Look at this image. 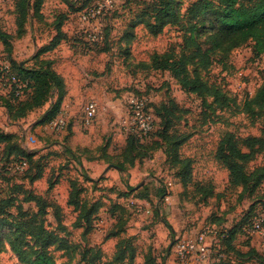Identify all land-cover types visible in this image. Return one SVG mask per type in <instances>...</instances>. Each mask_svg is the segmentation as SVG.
<instances>
[{
    "label": "rangeland",
    "instance_id": "rangeland-1",
    "mask_svg": "<svg viewBox=\"0 0 264 264\" xmlns=\"http://www.w3.org/2000/svg\"><path fill=\"white\" fill-rule=\"evenodd\" d=\"M16 1L0 0V30L10 34L8 44L0 38V130L14 132L12 144L28 151L30 159L20 169L0 160V195L13 199L8 207L12 220L0 226V264H29L39 250L40 241L15 220L30 214L56 234L45 246L56 264H264L262 238L247 225L264 212V179L230 182L218 157L220 142L231 134L238 147L251 152L240 161L246 173L264 162V107L244 108V98L264 82V54L254 56L251 42L245 41L223 62L214 52L204 67V57L193 56L186 23L165 25L156 35L146 22L130 25L153 0H42L38 11L37 0H28L18 34ZM172 1L184 17L193 0ZM96 7H101L96 17H80L84 9ZM60 20L65 37L50 55L76 57L86 71L61 64L73 77L58 112L65 125L52 130L50 119L38 120L54 97L23 117L9 115L4 98L14 105L17 98L4 67L20 72L19 64L38 65L36 46L56 35ZM208 32L201 30L197 40ZM104 46L105 52L97 50ZM168 51L185 53L188 67H197L206 84L223 92L227 105L214 102L210 91L198 96L185 90L168 70L151 66L153 53ZM22 91L18 98L28 95L26 88ZM131 94L145 100L154 131L135 146L128 139L126 147ZM88 100L98 105L90 119L83 112ZM109 161L122 162L125 169ZM70 198L85 201V213L78 217L79 207ZM231 228L237 231L228 240ZM200 232H206L208 257L179 258L176 243ZM252 247L261 256L248 251Z\"/></svg>",
    "mask_w": 264,
    "mask_h": 264
},
{
    "label": "trees",
    "instance_id": "trees-1",
    "mask_svg": "<svg viewBox=\"0 0 264 264\" xmlns=\"http://www.w3.org/2000/svg\"><path fill=\"white\" fill-rule=\"evenodd\" d=\"M41 1L42 0L36 1V11H38L37 9ZM28 5H30L28 0L16 1V24L18 34L23 32V24L27 15ZM140 21L147 23L148 30L153 35L160 33L165 25L182 22L186 23L189 31L188 40L191 44L195 45L192 51L193 56L199 58L204 57L202 62L204 67L211 62V54L214 52L217 51L219 53V59L223 62L228 56L229 50L245 41L251 42V51L254 56L264 54V0H193L186 10L184 17L179 16L177 5H175L172 0H153L146 4L139 17L136 19V22L130 25L133 26V24ZM60 26L61 20L56 27V35L52 37L50 41L42 44L34 54V58L39 55L38 65L26 67L19 64L18 69L21 73L23 72V74L15 71L13 67L10 68L14 74L26 81V85L20 89L19 93H15V90L13 91L14 98H17V103L15 105L13 104V100L4 98L8 113L9 115L11 114L12 117H23L27 111L41 107L47 101H50L52 97H54L53 100L41 114L38 122L41 123L52 119L59 114L61 101L66 92L65 82L60 73L52 67L53 60L49 57L40 55L54 49L59 44L60 40L65 37ZM201 30H210V32H208L207 36L202 41H198L197 35L200 34ZM9 36V33L0 30V38L3 40L4 44H8L7 37ZM202 42L207 44L205 48H202ZM97 50L105 52L108 48L104 46ZM151 66L156 69L168 70L184 89L189 92H194L198 96H201L204 91H210L214 97V102L222 105H227L228 103V100H226L227 96L223 92L214 86L206 84V82L201 79L197 67L194 66L192 69L188 67L185 53L180 55H175L171 51L161 54L153 53L151 57ZM23 88H26L28 95L25 98H18L22 95ZM251 106L258 108L264 107V82L259 85L253 93L244 98V108ZM153 131L154 125L153 129L147 134L149 135ZM14 135V132L0 130V144L3 143L2 148H0V160L3 158L5 163L9 166H11L10 163L12 161L24 160L26 165L23 168H27L30 159L28 156L29 152L16 144H12ZM127 137L126 147L129 145V140L131 141L130 145L135 146L134 143H138L145 135L138 137L136 134L129 132ZM228 137V139H223L220 142L218 157L221 158L229 171L230 182L243 183L250 176L255 177V184L262 182L264 179V162L255 170L246 173L240 161L247 160L251 152L249 149L242 150L238 147L234 139H232L231 134H229ZM256 139L255 137H251V141ZM246 141H249V139ZM227 147H230V149L226 150ZM65 151L80 162L78 157L75 158L74 152L70 147L66 146ZM108 163L117 165L121 170L125 169V165H123L122 162L109 161ZM38 175L39 174L34 177L36 178ZM69 202L73 204L75 208L79 207L78 217L80 214L85 213L83 210L85 201L79 203L74 198H70ZM12 203V197L0 195V226L12 220V214L8 210V207ZM96 209L97 206L95 204L86 212L87 218H89ZM26 219L27 220L23 218L15 220H17L19 227L27 230L29 234L40 241L39 250L34 253L33 257L27 259L28 263L56 264L53 256L45 248L47 240L56 237V234L47 229L40 220H37L34 214L26 216ZM236 231L237 229L235 228H231L228 231V240L233 239ZM14 248L19 250L23 257V251L18 248L17 245H14ZM249 249L251 250L248 251H253L261 256L257 250H253V247ZM125 251L126 250H121L122 253ZM78 264L91 263L80 261ZM147 264H149V262Z\"/></svg>",
    "mask_w": 264,
    "mask_h": 264
},
{
    "label": "built area",
    "instance_id": "built-area-1",
    "mask_svg": "<svg viewBox=\"0 0 264 264\" xmlns=\"http://www.w3.org/2000/svg\"><path fill=\"white\" fill-rule=\"evenodd\" d=\"M105 1V0H104ZM106 3L109 0L105 1ZM101 7L89 8L81 12L82 19H92L100 13ZM4 75L9 85L14 86L15 93H19L20 89L26 85V81L22 80L14 74L9 65L4 67ZM3 76V74H2ZM98 110V105L95 100H88L83 106L84 116L90 119L95 116ZM127 115L129 117L128 129L129 132L136 134L138 137L146 135L153 129L154 116L146 107V102L143 98L131 94L127 101ZM65 118L62 114L56 115L47 123L52 130H59L65 125ZM15 168H23L26 163L24 160H15L10 163ZM249 232L255 233L262 238L264 244V212L255 214L251 217L249 224ZM245 225L244 228L247 226ZM206 232H200L193 238L180 239L175 245V252L181 259H206L209 255V249L205 242Z\"/></svg>",
    "mask_w": 264,
    "mask_h": 264
},
{
    "label": "crops",
    "instance_id": "crops-1",
    "mask_svg": "<svg viewBox=\"0 0 264 264\" xmlns=\"http://www.w3.org/2000/svg\"><path fill=\"white\" fill-rule=\"evenodd\" d=\"M41 45L36 46V48L38 49ZM57 47H59V45L56 46L54 49H52L50 51H47L44 57H49V58H51L53 60L52 61V67L58 73H60V75L64 79L66 92H65V94H64V96L62 98V104L63 103L65 104V99H66V97L69 94V84H70V81H71V79L73 77V73L68 71V70L67 71L63 70L61 64L62 65H66L69 69H74L75 71H77V73H80L81 70H83V72L86 71V70H84V68L79 63H77V59L78 58L71 57V56H69V54H65L64 53V54H62V56L59 55V57H56V59L53 56H51L50 53L54 52L57 49Z\"/></svg>",
    "mask_w": 264,
    "mask_h": 264
},
{
    "label": "water",
    "instance_id": "water-1",
    "mask_svg": "<svg viewBox=\"0 0 264 264\" xmlns=\"http://www.w3.org/2000/svg\"><path fill=\"white\" fill-rule=\"evenodd\" d=\"M109 166H114V167L119 169V167L117 165L110 164Z\"/></svg>",
    "mask_w": 264,
    "mask_h": 264
}]
</instances>
